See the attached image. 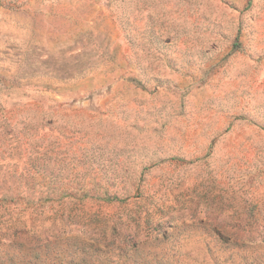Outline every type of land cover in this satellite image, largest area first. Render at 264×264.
Instances as JSON below:
<instances>
[{"label":"rangeland","instance_id":"rangeland-1","mask_svg":"<svg viewBox=\"0 0 264 264\" xmlns=\"http://www.w3.org/2000/svg\"><path fill=\"white\" fill-rule=\"evenodd\" d=\"M0 264H264V0H0Z\"/></svg>","mask_w":264,"mask_h":264}]
</instances>
